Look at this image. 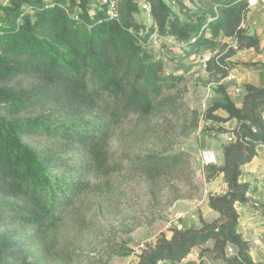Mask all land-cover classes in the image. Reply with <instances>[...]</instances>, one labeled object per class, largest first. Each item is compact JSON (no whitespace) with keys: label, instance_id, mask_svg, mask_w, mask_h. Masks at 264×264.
Returning <instances> with one entry per match:
<instances>
[{"label":"trees","instance_id":"trees-1","mask_svg":"<svg viewBox=\"0 0 264 264\" xmlns=\"http://www.w3.org/2000/svg\"><path fill=\"white\" fill-rule=\"evenodd\" d=\"M143 1L151 5L150 24L137 18L139 0H119L113 17L97 0H0V264H55L58 234L93 179L128 170L159 181L190 169L185 152L122 159L113 148L120 127L178 110L184 76L167 72L159 49L190 58L233 39L223 57L204 61L220 81L238 52H260L258 35L243 26L248 0ZM153 34L175 44L156 45ZM239 87L236 101L220 84L221 99L200 115L220 133L236 122L223 165H204L207 180L223 176L226 192L210 194L208 205L224 224L201 219L199 229H175L138 264H196L193 249L209 242L222 264H256L237 206L251 203L242 167L264 147V86ZM199 123L194 117L187 130Z\"/></svg>","mask_w":264,"mask_h":264},{"label":"rangeland","instance_id":"rangeland-1","mask_svg":"<svg viewBox=\"0 0 264 264\" xmlns=\"http://www.w3.org/2000/svg\"><path fill=\"white\" fill-rule=\"evenodd\" d=\"M187 5L193 8L189 3ZM263 13L251 9L252 15ZM137 18L150 24V18L144 12ZM247 22L244 26L252 31ZM233 45L234 40L229 38L190 58H184L181 50L176 48L158 50L167 72L184 76V82L179 86L178 110L165 112L143 124L136 121L120 127L113 139V148L122 159H133L166 148L185 152L190 156V169L159 181L128 170L93 179L91 189L78 201L58 234L62 252L55 264H138L144 253L152 251L162 236L170 238L175 229H199L201 219L224 224L217 212L207 209L208 196L222 194L218 192L221 184L213 188L212 180L206 179L197 148L199 141L205 139L203 133L226 134L220 133L215 123L205 122L200 117L214 101L221 99L217 91L220 84L226 85L229 94L239 100L235 92L239 87L237 83L220 81V76L209 73L204 65V61L214 56L223 57ZM237 55L240 61L230 59L232 73H237L235 69L240 73L259 72L261 67L250 64L255 63L256 52L240 51ZM218 114L223 116L225 113L219 111ZM194 117H199L201 131L199 128L187 130ZM196 134H200L201 139ZM260 156L258 150L250 164L257 162ZM182 215L184 217L179 218ZM240 223L254 262L264 264L263 201L251 198ZM213 250L214 243L209 242L194 248L189 258L196 264H222ZM235 251L232 247L228 253Z\"/></svg>","mask_w":264,"mask_h":264},{"label":"crops","instance_id":"crops-1","mask_svg":"<svg viewBox=\"0 0 264 264\" xmlns=\"http://www.w3.org/2000/svg\"><path fill=\"white\" fill-rule=\"evenodd\" d=\"M248 26L251 27L252 31L255 32L260 40V52L257 53L256 55V61L260 65L258 67H261L259 72H245V73H240L238 69H235L237 73H233L238 77V81L235 82L237 83L238 86H241L242 84L245 83H251L257 86H264V13L263 14H250L248 20ZM245 27V26H244ZM239 55H236L232 61L238 62L239 60ZM227 83H230V80L227 78L225 79ZM223 116H226L225 114ZM224 128H226L229 133L224 134H215L214 135H207L203 133V136L205 139H201L200 134H196L199 136V145L197 148V153L199 155L198 159L201 161L202 167H204L205 164L212 163L217 166H221L224 163V156H223V146L225 143H230L229 138L233 136L231 133L232 130L235 129L236 127V122L231 121L225 126L223 125ZM202 128H199L198 131H201ZM214 134V133H213ZM211 137V139H209ZM218 137V138H215ZM259 152L261 153L260 159L256 162H253L252 164H248L246 166L242 167V176H241V182H249L251 185V190H250V198H253L255 200H261L263 201L264 197V189H262L259 186V182L257 180V172L261 173L264 179V147L259 148ZM221 184V190H219V193H225L226 192V185L223 180V176L220 175L219 177L215 178L214 180L211 181V185H213V188L215 187L214 185ZM238 210L240 215L242 216V212L246 210L247 205H238ZM207 209L210 212H214L209 208L208 201H207ZM240 232H241V223H240ZM242 233V232H241Z\"/></svg>","mask_w":264,"mask_h":264},{"label":"built area","instance_id":"built-area-1","mask_svg":"<svg viewBox=\"0 0 264 264\" xmlns=\"http://www.w3.org/2000/svg\"><path fill=\"white\" fill-rule=\"evenodd\" d=\"M98 2L105 4L109 10V14L113 17L115 16V12H116V8L118 6V2L119 0H97ZM141 2V9L142 12H144L145 14H147V16L150 18V14H151V5L149 2H144L143 0H139ZM248 5L251 9L255 8L258 9L259 12L263 11L264 12V0H248ZM244 26V25H243ZM154 41V43L156 45L160 44L162 41L171 43V44H175V41L171 38H162L160 37L158 34H153L151 37ZM193 42L195 41V39L192 40ZM228 80H230V82H237L238 81V77L233 74L232 72L230 73V75L227 77ZM235 92L238 94L240 93V87L236 88ZM235 141V137L232 136L229 138V142H234ZM257 180L259 182V186L264 189V179L263 176L261 175V173L257 172ZM263 203H264V197H263ZM184 215L180 216L179 218H183ZM231 250V249H229Z\"/></svg>","mask_w":264,"mask_h":264}]
</instances>
